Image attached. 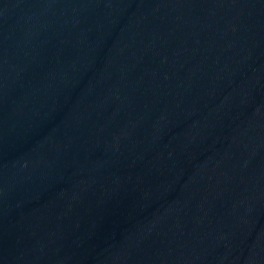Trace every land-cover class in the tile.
<instances>
[{"label":"water","instance_id":"obj_1","mask_svg":"<svg viewBox=\"0 0 264 264\" xmlns=\"http://www.w3.org/2000/svg\"><path fill=\"white\" fill-rule=\"evenodd\" d=\"M0 264H264V0H0Z\"/></svg>","mask_w":264,"mask_h":264}]
</instances>
